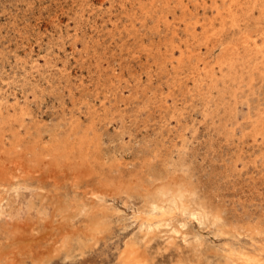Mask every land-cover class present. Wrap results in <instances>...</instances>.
Here are the masks:
<instances>
[{"label": "bare ground", "instance_id": "1", "mask_svg": "<svg viewBox=\"0 0 264 264\" xmlns=\"http://www.w3.org/2000/svg\"><path fill=\"white\" fill-rule=\"evenodd\" d=\"M21 1L0 10V264H157L164 231L172 264H264V0H79L109 24L70 52Z\"/></svg>", "mask_w": 264, "mask_h": 264}, {"label": "rangeland", "instance_id": "2", "mask_svg": "<svg viewBox=\"0 0 264 264\" xmlns=\"http://www.w3.org/2000/svg\"><path fill=\"white\" fill-rule=\"evenodd\" d=\"M77 1L79 0H22L19 3V5L21 6V12L23 13V16L26 17L24 20L29 19L30 23L32 22V24L37 25L36 26L37 29L31 32L32 41H36L39 37L42 36V41L45 47H47V44L51 41V43L55 45L56 48H59L60 45H62V43L66 41L65 48H67L68 52H70L71 44H70V37L68 35L69 33H74L76 25L80 21H83V20H84L85 38H88V41L91 43L94 39L99 38V37L101 38V29H104V26L109 24L108 15L106 13L102 15L101 11H99L97 14H92L89 12L90 10H88L86 12L87 17L85 16V18L82 20L76 14V10H77L76 2ZM1 3L5 5L6 4L9 5V7H10V4L14 3L15 8H16L17 0H0V4ZM2 4L0 5V10H1ZM97 6H99V3L97 4ZM105 6L107 7L108 4L106 3ZM57 16L59 19L54 20V18ZM87 19H89V21ZM47 27H49V29ZM115 39L118 45L121 47L122 40L119 38V36H116ZM105 42H106V45H104V47L108 46L111 43L110 38H107ZM99 48L101 49V45L99 46ZM116 48L117 50L121 51L119 47H116ZM124 53H126V51H124ZM112 55L113 53L112 51H110L108 56H110L113 61ZM125 55L126 54H124V57ZM62 56L66 58L65 53H62ZM114 58L120 59L121 55L118 54ZM40 81H41L42 88L46 86H47V89L49 88V83L45 78H41ZM41 95H42V98H45L44 101L46 102L47 106L48 107L51 106L52 104L50 102H52L51 101L52 98L48 95L44 97V94L42 93ZM44 109H47L46 106L44 107ZM51 119H52L51 116L47 117L48 121H51ZM116 128H117L116 125L114 124L110 125V132H109L110 135H114L116 133V131L118 130V128L117 129ZM106 138H108V135H106ZM119 205L122 209V214L124 215L125 220L128 219L127 223H129L130 225L126 229H118V232L121 235H127V234L138 232L137 224L133 223V219H132L134 207L125 206L121 201L119 202ZM133 205L137 207L139 205L138 201H133ZM208 231L209 230L206 229L204 230V233L207 234ZM164 232L161 233L164 237H158L154 240L151 251L158 255L159 262L157 264H172V259L173 258L176 259L175 257L177 254V249L172 246L170 249L168 250L166 249V246H167L166 239L168 237V232L166 231ZM113 248L114 246L111 245L110 253L114 251ZM108 251L109 250H106V251L101 250V253L99 254L103 255L105 252H108Z\"/></svg>", "mask_w": 264, "mask_h": 264}]
</instances>
